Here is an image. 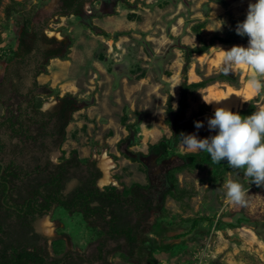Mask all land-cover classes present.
I'll return each instance as SVG.
<instances>
[{
	"label": "rangeland",
	"instance_id": "obj_1",
	"mask_svg": "<svg viewBox=\"0 0 264 264\" xmlns=\"http://www.w3.org/2000/svg\"><path fill=\"white\" fill-rule=\"evenodd\" d=\"M9 1H0V53L16 42L23 18L37 14L46 23L44 31L49 37L71 38L68 58L50 59L47 72L40 73L37 81L49 83L63 94L68 90L62 84L71 80L76 85L72 93L87 104L74 112L61 146L42 154L32 149L13 154L16 139L1 129L0 136L7 143L3 160L15 158L27 165L33 163L35 154L55 163L62 150L75 148L79 157L95 159L101 169L100 158L106 153L114 161L110 174L115 183H101V169L98 185L148 183V194L156 205L140 230L135 255L129 258L113 252L106 263L95 261L96 233L80 213L70 214L60 206L33 223L43 235L42 244L50 251L67 249L94 259L83 264H254L250 256L264 264V222L249 221L233 210L240 200L247 201L251 196V213L264 216V157L247 171L227 172L220 178L212 168L173 167L174 160L170 159L177 154L213 148L218 141H226L229 152L242 155L247 149L250 139L235 114L254 99L255 117L263 121L264 13L250 19L248 15L263 9L264 0H92L85 3V9L93 12L84 17L52 16L58 0H16L20 4L8 16L4 7ZM125 1L133 3L131 9L124 5ZM131 12L136 16L128 19L127 13ZM236 20L242 21L239 27L244 34L251 30L263 42L215 43L206 52L193 54L187 77L198 81L220 71H240L238 82L215 80L190 94L185 118L195 121V126L185 131L179 144L171 146L164 140L149 151V144L163 136L171 137L165 121L166 106L170 97L175 105L179 94L183 64L180 46L199 44L192 26L203 21L200 36L207 39L213 34L223 35ZM91 25L105 29L109 36H103ZM4 68L5 62L0 59L2 99L10 89L3 80ZM33 80L28 71L22 90L30 87ZM54 103V97H46L42 109ZM3 111L0 103V116ZM124 117L126 123L134 124L131 131L123 123ZM167 147V155L158 161ZM138 151L149 152L146 166L126 156ZM176 159L180 163L183 158ZM170 170L178 189L185 190L182 197L166 192ZM76 183L73 175L67 189ZM201 215L214 219L200 222L192 230L186 219ZM42 220L49 225L42 228ZM113 246V242L107 245Z\"/></svg>",
	"mask_w": 264,
	"mask_h": 264
},
{
	"label": "trees",
	"instance_id": "obj_2",
	"mask_svg": "<svg viewBox=\"0 0 264 264\" xmlns=\"http://www.w3.org/2000/svg\"><path fill=\"white\" fill-rule=\"evenodd\" d=\"M84 2L85 0H58L52 16H82ZM17 4H20V1L10 0L4 7L5 14L11 15ZM124 5L131 9L133 3L125 1ZM263 13L264 8L255 10L248 15V19ZM134 16L135 13H127L128 19ZM241 23V20H236L223 35L213 34L207 39L200 36L203 21L192 26L199 36V44L180 46L183 64L179 94L175 105L170 97L166 106L165 121L171 129V137L163 136L156 143L149 144V151L161 145L164 140L170 142L171 146L179 144L185 131L195 126V121L185 118L190 94L215 80L238 82L240 71L236 74L220 71L198 81H189L187 71L193 54L204 53L215 43L263 42V39L251 30L244 34L239 27ZM45 24L37 14L25 16L14 45L0 53V59L5 62L3 80L10 87L8 96L5 99L0 97V103L4 107L0 116V130L5 129L11 139H16L14 148L11 149L13 154H22L26 149L38 150L42 154L60 147L66 139V128L73 119L74 112L87 104L72 92L61 94L58 88L51 87L49 83L37 81L36 77L40 73L47 72L50 59L68 58L71 46V38L57 40L55 37H49L44 31ZM91 26L103 36H109L105 29ZM50 40L55 44L54 49H42L41 44L47 45ZM31 62L34 63L32 66ZM28 71L32 72L34 80L32 85L23 91V81ZM49 96L55 98V103L48 109H42L44 98ZM256 110L255 100L250 99L235 114L242 130L250 139L242 155L229 152L226 141H218L213 148L175 155L176 158H183L180 163L171 156L170 159L175 163L173 167L177 165L179 168H193L201 165L212 168L215 176L219 178L227 172L247 171L264 157L261 154L264 150V116L263 121H260L255 117ZM126 120V117L122 119L125 127L131 131L134 124L126 123ZM6 149L7 143L0 136V264H82L87 260L79 252L72 250L54 249L52 256L49 249L40 243L43 237L34 230L33 223L54 206H60L70 214L80 213L87 225L93 229L96 233V253L93 256L95 260L106 263L107 256L113 252H119L125 258L135 255L140 230L156 208L154 199L147 191L148 183L133 181L122 187L114 184L101 187L98 185V179L102 176V171L96 160L79 157L75 148L68 152L62 150L61 157L55 163L34 154L33 163L27 165L19 163L15 158L4 161L1 155ZM167 149L168 147L159 156L158 161L165 158L162 156L167 155ZM148 153L138 151L131 155L125 154L131 160L146 166ZM146 168L150 169L149 166ZM73 175L77 177V183L66 190ZM167 180L170 187L166 192L175 198L182 197L185 190L178 189L177 179L171 170ZM245 197L244 195L242 198ZM250 205L251 196L247 201L240 200L233 210L249 221L264 222V216H254L251 213ZM213 219L201 215L186 220L191 222L193 230L198 223ZM153 220L156 222L155 218ZM229 225L238 226L235 223ZM109 242L114 243L112 248L107 247ZM250 257L253 258L251 260L254 264H261L260 259ZM94 259L88 258L87 261Z\"/></svg>",
	"mask_w": 264,
	"mask_h": 264
},
{
	"label": "bare ground",
	"instance_id": "obj_3",
	"mask_svg": "<svg viewBox=\"0 0 264 264\" xmlns=\"http://www.w3.org/2000/svg\"><path fill=\"white\" fill-rule=\"evenodd\" d=\"M51 32H53V31H51ZM100 164L104 170V174H103L102 178L100 179V182L101 183H108V182L115 183V180L111 177V174H110L111 168L114 167V161L106 153H103L101 155V158H100ZM48 223H50V222H48ZM48 223H47V221L42 220L40 222V225L42 228H44V227L49 225Z\"/></svg>",
	"mask_w": 264,
	"mask_h": 264
},
{
	"label": "flooded vegetation",
	"instance_id": "obj_4",
	"mask_svg": "<svg viewBox=\"0 0 264 264\" xmlns=\"http://www.w3.org/2000/svg\"><path fill=\"white\" fill-rule=\"evenodd\" d=\"M89 1H90V3H91L92 0H85L84 5H83V15L80 16V17H84V16H86V15H89L88 13H92V12H93V10L90 9V8H89V10H86V9H85V3L89 2ZM56 5H57V4H56ZM90 6H91V5H90ZM55 7H56V6H55ZM55 7H54V8H55ZM52 12H53V11H52ZM55 15H57V14H54V16H55ZM57 16H60V15H57ZM47 20H48V19H47ZM55 38H56V37H55ZM56 39H57V38H56ZM57 40H60V39H57ZM54 47H55V44H53V42H52L51 40L49 41V43H47V45H46L45 43H42V44H41V48H42V49H43V48H44V49H45V48L54 49ZM61 155H62V151L60 152L59 156H57V161L59 160V158L61 157ZM47 159L51 161V159H50L49 157H48ZM57 161H56V162H57ZM66 190H68V189L66 188ZM54 207H55V206H54ZM52 209H53V207H52L51 209H49L46 213H49ZM46 213H45V214H46ZM33 226H34V225H33ZM34 230H35L36 232L40 233L39 231H37V230L35 229V227H34ZM40 234H41V233H40ZM41 236L43 237L42 234H41ZM42 240H44V239H41V240H40V243H42ZM63 250H67V249H63ZM49 252H50L51 255L53 256L54 251H53V250H52V251L49 250ZM63 253H65V252H63ZM63 253H60V254H63ZM60 254H59V255H60ZM79 254L82 255V256H84V257L88 260V257H86L83 253H80V252H79ZM87 260H86L85 262H89V261H87ZM95 261H100V260H95ZM85 262H83V263H85ZM61 263H62V262H61ZM83 263H82V264H83Z\"/></svg>",
	"mask_w": 264,
	"mask_h": 264
},
{
	"label": "crops",
	"instance_id": "obj_5",
	"mask_svg": "<svg viewBox=\"0 0 264 264\" xmlns=\"http://www.w3.org/2000/svg\"><path fill=\"white\" fill-rule=\"evenodd\" d=\"M62 88H65V90L74 92V89H76V85L71 80H68V81L65 80L64 83L62 84Z\"/></svg>",
	"mask_w": 264,
	"mask_h": 264
},
{
	"label": "water",
	"instance_id": "obj_6",
	"mask_svg": "<svg viewBox=\"0 0 264 264\" xmlns=\"http://www.w3.org/2000/svg\"><path fill=\"white\" fill-rule=\"evenodd\" d=\"M102 169V171H103V174H104V170H103V168H101Z\"/></svg>",
	"mask_w": 264,
	"mask_h": 264
}]
</instances>
